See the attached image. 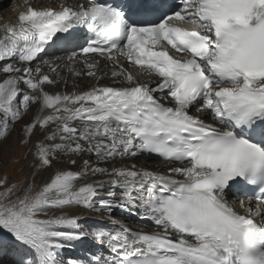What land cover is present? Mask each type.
<instances>
[{"label": "snow or ice", "instance_id": "obj_1", "mask_svg": "<svg viewBox=\"0 0 264 264\" xmlns=\"http://www.w3.org/2000/svg\"><path fill=\"white\" fill-rule=\"evenodd\" d=\"M0 75V143L23 121L28 169L0 177V260L264 264V0H24ZM140 155L165 166L113 163Z\"/></svg>", "mask_w": 264, "mask_h": 264}, {"label": "rangeland", "instance_id": "obj_2", "mask_svg": "<svg viewBox=\"0 0 264 264\" xmlns=\"http://www.w3.org/2000/svg\"><path fill=\"white\" fill-rule=\"evenodd\" d=\"M5 9H7V8H5ZM28 118L29 117H25L26 120ZM22 123H23V121L18 123L15 126V128L13 129V131L11 132V135L8 137V139L5 140L3 143H0V177H3L5 174H7L8 178H9L8 182H11V183L14 180L20 179L23 176L24 172H27L26 167H25L23 172H21V171L19 172L18 167L20 168V165L11 163V157L13 155L18 156V157H22L23 153L26 151V149L21 147L18 143V140L20 137V127H21ZM16 132H19V135ZM21 163L23 164L26 162L23 161V159H21ZM78 167H79V164H78ZM149 168H152V167H149ZM46 176H47L46 174H42L41 176H38L37 182L44 179ZM90 214H92V213H89L87 215H90ZM85 217L88 218L89 216H85ZM90 225L91 224L89 222L88 225L85 227V229H88V226H90ZM76 254H77V251H76V253H73L72 255L65 256V258H67L69 256H74ZM0 264H8V261L7 260H0Z\"/></svg>", "mask_w": 264, "mask_h": 264}, {"label": "bare ground", "instance_id": "obj_3", "mask_svg": "<svg viewBox=\"0 0 264 264\" xmlns=\"http://www.w3.org/2000/svg\"><path fill=\"white\" fill-rule=\"evenodd\" d=\"M8 0H0V24H3L5 22H8V21H12V20H15L16 16L18 15L19 11L22 10L23 6H24V0H21V3H17L16 5H13L10 9H5V4ZM47 70V69H45ZM0 80L3 79V76L0 75ZM90 80L87 79V78H83V79H80L77 81V83H79L81 85L82 88L86 87L87 86V83L89 82ZM142 162V161H141ZM113 163H125V164H130V163H135L137 165V167H140V166H144V167H149L147 163H137L134 160H125V161H114ZM57 166H61V167H72L71 165H68L66 161H61V163ZM110 166V165H109ZM78 167V166H76ZM43 174H46L47 173H43ZM91 178V177H90ZM117 195H118V192H117ZM232 196V195H230ZM229 196V200L232 201L233 199H231ZM107 199H111V197L107 196L106 197ZM241 199H245V198H241ZM68 211L70 212H76L77 214H81L83 216H88L87 214H89L86 210H82V209H69ZM127 210L123 209V208H116L113 212V214H118V215H124V213L126 212ZM133 218V217H132ZM139 216L137 215V221L135 222L136 223V227L137 228H140V227H144L146 226V222L142 221L141 219H138ZM134 219H136L134 217ZM103 223V216L99 217V221H92L90 222V226H96V225H99ZM88 226V228L90 227ZM149 228L151 227V225H147Z\"/></svg>", "mask_w": 264, "mask_h": 264}, {"label": "clouds", "instance_id": "obj_4", "mask_svg": "<svg viewBox=\"0 0 264 264\" xmlns=\"http://www.w3.org/2000/svg\"><path fill=\"white\" fill-rule=\"evenodd\" d=\"M4 8H7V9H10L11 7H10V5H8V3H6L5 4V7ZM17 17V16H16ZM16 19V18H15ZM31 116V113L29 114V117ZM20 168L18 167V171L20 172V170H19ZM26 171H28V169L26 170ZM11 182H9V184H10Z\"/></svg>", "mask_w": 264, "mask_h": 264}]
</instances>
